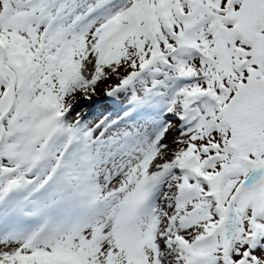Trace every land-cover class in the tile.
<instances>
[{
    "label": "snow or ice",
    "instance_id": "1",
    "mask_svg": "<svg viewBox=\"0 0 264 264\" xmlns=\"http://www.w3.org/2000/svg\"><path fill=\"white\" fill-rule=\"evenodd\" d=\"M0 264H264V0H0Z\"/></svg>",
    "mask_w": 264,
    "mask_h": 264
}]
</instances>
